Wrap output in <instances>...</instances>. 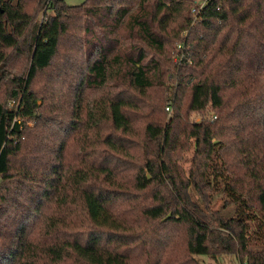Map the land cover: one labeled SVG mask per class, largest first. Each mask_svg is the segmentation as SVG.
I'll use <instances>...</instances> for the list:
<instances>
[{
  "label": "trees",
  "instance_id": "obj_1",
  "mask_svg": "<svg viewBox=\"0 0 264 264\" xmlns=\"http://www.w3.org/2000/svg\"><path fill=\"white\" fill-rule=\"evenodd\" d=\"M198 2L0 0V264H264V0Z\"/></svg>",
  "mask_w": 264,
  "mask_h": 264
},
{
  "label": "rangeland",
  "instance_id": "obj_2",
  "mask_svg": "<svg viewBox=\"0 0 264 264\" xmlns=\"http://www.w3.org/2000/svg\"><path fill=\"white\" fill-rule=\"evenodd\" d=\"M70 2H76L77 0H69ZM178 57H176L177 59ZM194 115V114H193ZM194 117V116H193ZM196 119H200L196 117ZM200 264H241L239 258L235 254L218 256L217 258H212L208 255H198L196 256Z\"/></svg>",
  "mask_w": 264,
  "mask_h": 264
},
{
  "label": "built area",
  "instance_id": "obj_3",
  "mask_svg": "<svg viewBox=\"0 0 264 264\" xmlns=\"http://www.w3.org/2000/svg\"><path fill=\"white\" fill-rule=\"evenodd\" d=\"M199 2L197 3V5H198V8L197 7H195L194 9H193V11L194 12H198L201 8H203V6H204V3H205V0H198ZM196 5V6H197ZM186 35H187V33H185L184 35H183V38L185 39L186 38ZM178 50H185V48H184V42H179L178 43ZM184 52V51H183ZM184 54V53H183ZM183 54L182 55H180L179 56V58H177L176 60H180L181 58H182V56H183ZM169 109V108H168Z\"/></svg>",
  "mask_w": 264,
  "mask_h": 264
}]
</instances>
